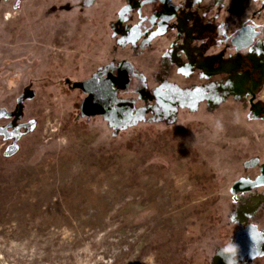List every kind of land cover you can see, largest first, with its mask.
Returning <instances> with one entry per match:
<instances>
[{
    "label": "flooded vegetation",
    "instance_id": "flooded-vegetation-1",
    "mask_svg": "<svg viewBox=\"0 0 264 264\" xmlns=\"http://www.w3.org/2000/svg\"><path fill=\"white\" fill-rule=\"evenodd\" d=\"M45 104L112 139L168 133L219 201L199 264H264V0H0L4 155Z\"/></svg>",
    "mask_w": 264,
    "mask_h": 264
},
{
    "label": "rangeland",
    "instance_id": "rangeland-1",
    "mask_svg": "<svg viewBox=\"0 0 264 264\" xmlns=\"http://www.w3.org/2000/svg\"><path fill=\"white\" fill-rule=\"evenodd\" d=\"M64 110L45 104L32 140L0 148V264H188V243L199 264L219 226L212 179H188L168 133L112 139Z\"/></svg>",
    "mask_w": 264,
    "mask_h": 264
},
{
    "label": "trees",
    "instance_id": "trees-1",
    "mask_svg": "<svg viewBox=\"0 0 264 264\" xmlns=\"http://www.w3.org/2000/svg\"><path fill=\"white\" fill-rule=\"evenodd\" d=\"M179 257H180V258L184 257V247H183V251L181 250V251L179 252Z\"/></svg>",
    "mask_w": 264,
    "mask_h": 264
}]
</instances>
